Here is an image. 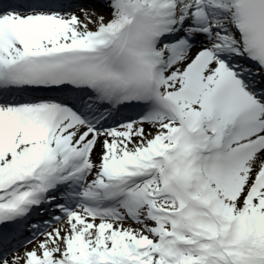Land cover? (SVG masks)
Wrapping results in <instances>:
<instances>
[{"label":"snow or ice","instance_id":"1","mask_svg":"<svg viewBox=\"0 0 264 264\" xmlns=\"http://www.w3.org/2000/svg\"><path fill=\"white\" fill-rule=\"evenodd\" d=\"M5 225L0 264H264V0H0Z\"/></svg>","mask_w":264,"mask_h":264},{"label":"bare ground","instance_id":"2","mask_svg":"<svg viewBox=\"0 0 264 264\" xmlns=\"http://www.w3.org/2000/svg\"><path fill=\"white\" fill-rule=\"evenodd\" d=\"M71 2L75 4H85V6H89V4L94 5L97 2V0H71ZM9 226L10 228L6 230L5 233H8L10 235L15 234L20 237L26 236V234H24L23 231L21 230L20 226L18 225H9ZM26 233H29V232L27 231Z\"/></svg>","mask_w":264,"mask_h":264},{"label":"rangeland","instance_id":"3","mask_svg":"<svg viewBox=\"0 0 264 264\" xmlns=\"http://www.w3.org/2000/svg\"><path fill=\"white\" fill-rule=\"evenodd\" d=\"M29 247H31V245H29Z\"/></svg>","mask_w":264,"mask_h":264}]
</instances>
